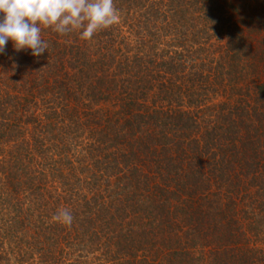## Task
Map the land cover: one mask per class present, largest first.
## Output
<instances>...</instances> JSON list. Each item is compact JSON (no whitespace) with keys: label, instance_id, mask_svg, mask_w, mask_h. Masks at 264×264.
<instances>
[{"label":"trees","instance_id":"1","mask_svg":"<svg viewBox=\"0 0 264 264\" xmlns=\"http://www.w3.org/2000/svg\"><path fill=\"white\" fill-rule=\"evenodd\" d=\"M114 4L0 54V264H264V0Z\"/></svg>","mask_w":264,"mask_h":264},{"label":"clouds","instance_id":"2","mask_svg":"<svg viewBox=\"0 0 264 264\" xmlns=\"http://www.w3.org/2000/svg\"><path fill=\"white\" fill-rule=\"evenodd\" d=\"M119 19L114 0H0V54L11 41L17 52L29 49L39 57L49 47L42 39V27L60 35L76 32L88 41ZM73 219L66 208L52 216L54 222L69 227Z\"/></svg>","mask_w":264,"mask_h":264}]
</instances>
